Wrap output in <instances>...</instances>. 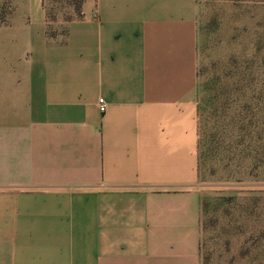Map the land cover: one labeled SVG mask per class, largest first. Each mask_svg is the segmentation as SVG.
I'll return each mask as SVG.
<instances>
[{
    "label": "crops",
    "instance_id": "crops-1",
    "mask_svg": "<svg viewBox=\"0 0 264 264\" xmlns=\"http://www.w3.org/2000/svg\"><path fill=\"white\" fill-rule=\"evenodd\" d=\"M2 26L0 264H201L197 0H83L53 39L13 0Z\"/></svg>",
    "mask_w": 264,
    "mask_h": 264
},
{
    "label": "rangeland",
    "instance_id": "rangeland-1",
    "mask_svg": "<svg viewBox=\"0 0 264 264\" xmlns=\"http://www.w3.org/2000/svg\"><path fill=\"white\" fill-rule=\"evenodd\" d=\"M197 2L201 264H264V0ZM53 6L61 38L74 14ZM12 9L0 0V32Z\"/></svg>",
    "mask_w": 264,
    "mask_h": 264
},
{
    "label": "trees",
    "instance_id": "trees-1",
    "mask_svg": "<svg viewBox=\"0 0 264 264\" xmlns=\"http://www.w3.org/2000/svg\"><path fill=\"white\" fill-rule=\"evenodd\" d=\"M47 1H51L52 2V6H53V4H56L57 1L60 2V4L62 6H69L72 9V13L74 14V18L72 16H68L67 17L68 18L67 22H69V21H71L73 19H76V18H79L81 16V5L83 3V0H41L42 7H43L44 12H45V21H46V27H45L46 31L45 32H46V35L49 38L53 39V38H56V33L55 32L51 33V31L48 28L49 27L48 26V22L49 21L47 20V18H49V15H52V11L50 13L49 10L46 7ZM51 9L53 10L54 6ZM198 111H199V106H198ZM198 129H199V127H198Z\"/></svg>",
    "mask_w": 264,
    "mask_h": 264
},
{
    "label": "built area",
    "instance_id": "built-area-1",
    "mask_svg": "<svg viewBox=\"0 0 264 264\" xmlns=\"http://www.w3.org/2000/svg\"><path fill=\"white\" fill-rule=\"evenodd\" d=\"M98 108L101 112H103L106 108V104L102 98L98 99Z\"/></svg>",
    "mask_w": 264,
    "mask_h": 264
}]
</instances>
